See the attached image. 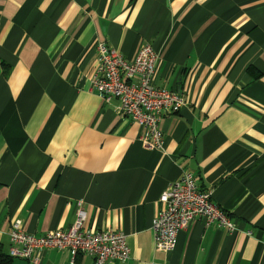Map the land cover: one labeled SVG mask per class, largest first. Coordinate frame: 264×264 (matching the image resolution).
Masks as SVG:
<instances>
[{"label":"crops","instance_id":"1","mask_svg":"<svg viewBox=\"0 0 264 264\" xmlns=\"http://www.w3.org/2000/svg\"><path fill=\"white\" fill-rule=\"evenodd\" d=\"M99 41L128 59L149 43L154 84L183 96L160 148L90 88ZM184 169L235 227L195 219L158 250L159 197ZM78 203L85 227L125 234L128 260L104 264H264V0H0V264H34L9 255L14 220L65 229Z\"/></svg>","mask_w":264,"mask_h":264},{"label":"built area","instance_id":"2","mask_svg":"<svg viewBox=\"0 0 264 264\" xmlns=\"http://www.w3.org/2000/svg\"><path fill=\"white\" fill-rule=\"evenodd\" d=\"M95 48L97 62L90 88L105 103L118 100V110L140 127L138 138L148 148H160L159 123L163 112L177 113L184 99L180 92L154 84L158 54L149 43H142L131 59L102 41L97 42ZM159 201L164 207L151 225L154 247L158 250H172L178 232L187 229L195 219H202L204 225L215 224L230 231L235 227L229 214L212 199L211 190L198 189L190 169H184L179 179L168 184ZM84 219V210L78 203L75 217L65 229L33 235L24 230L21 220H14L9 231V255L36 264L45 249H69L73 254L81 251L92 255L93 264L128 260L130 250L123 232L85 227Z\"/></svg>","mask_w":264,"mask_h":264},{"label":"trees","instance_id":"3","mask_svg":"<svg viewBox=\"0 0 264 264\" xmlns=\"http://www.w3.org/2000/svg\"><path fill=\"white\" fill-rule=\"evenodd\" d=\"M9 257H8V260L7 261H3V264H8L9 263Z\"/></svg>","mask_w":264,"mask_h":264}]
</instances>
